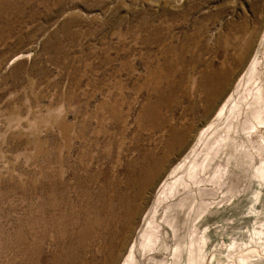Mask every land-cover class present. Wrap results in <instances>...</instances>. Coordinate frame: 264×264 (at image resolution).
<instances>
[{
	"label": "rangeland",
	"instance_id": "obj_1",
	"mask_svg": "<svg viewBox=\"0 0 264 264\" xmlns=\"http://www.w3.org/2000/svg\"><path fill=\"white\" fill-rule=\"evenodd\" d=\"M254 57L264 0H0V264H123ZM252 190L177 264H264V179Z\"/></svg>",
	"mask_w": 264,
	"mask_h": 264
},
{
	"label": "bare ground",
	"instance_id": "obj_2",
	"mask_svg": "<svg viewBox=\"0 0 264 264\" xmlns=\"http://www.w3.org/2000/svg\"><path fill=\"white\" fill-rule=\"evenodd\" d=\"M259 63H263L260 71L256 68ZM240 74L216 113V119L225 117V131L218 133L206 150L203 147L215 132L214 125L199 132L196 147L204 151L202 162L188 165L190 161L183 160L173 168L159 187L123 264H142L137 252L158 264H177L185 249L195 260L200 231L206 230L207 248L214 236L205 220L218 213L228 216L230 204L222 208L217 205L238 198L241 214V205L253 194V185L264 179V62L254 57ZM240 98L242 104L237 103ZM229 110H234L233 118L226 117ZM196 147L188 155L193 156ZM248 167L251 173L247 176ZM169 197L174 200L166 202ZM163 251L169 258L158 259L156 253ZM207 260L205 256V264Z\"/></svg>",
	"mask_w": 264,
	"mask_h": 264
}]
</instances>
